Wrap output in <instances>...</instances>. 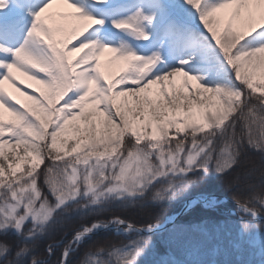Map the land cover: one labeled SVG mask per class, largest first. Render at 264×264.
<instances>
[{"label":"snow or ice","instance_id":"snow-or-ice-1","mask_svg":"<svg viewBox=\"0 0 264 264\" xmlns=\"http://www.w3.org/2000/svg\"><path fill=\"white\" fill-rule=\"evenodd\" d=\"M184 2L199 12L208 34L205 41L210 39L231 68V85L202 86L200 77L183 67L156 75L158 57L86 39L89 29L103 21L84 14L73 0H47L34 14L24 43L11 50L13 62L0 61L5 70L0 74V234L11 230L34 241L58 210L81 196L100 205L109 198L143 197L162 179L206 174L209 166L225 174L245 140L248 147L264 152V44L245 45L250 37L264 39V0H219L203 8L204 0ZM152 19L137 10L113 27L146 41L149 36L140 25ZM0 52L9 49L0 47ZM106 55L110 59L102 64ZM153 86H158L155 99L150 98ZM238 123L243 138L236 135ZM257 127L258 136L253 132ZM225 133H230L228 142L217 154L215 138ZM41 179L53 202L42 191ZM191 183L169 181L155 199L171 200ZM237 199L242 215H258ZM112 223L126 233L136 231L122 219ZM102 227L107 225L93 223L78 231L58 264H69L73 245ZM154 230L153 225L141 229ZM150 240L131 244L121 264H135ZM11 249L0 240V260L6 264H16L7 261ZM47 251L55 255L52 245ZM32 252L24 243L15 255ZM30 264L47 261L33 258Z\"/></svg>","mask_w":264,"mask_h":264},{"label":"trees","instance_id":"trees-1","mask_svg":"<svg viewBox=\"0 0 264 264\" xmlns=\"http://www.w3.org/2000/svg\"><path fill=\"white\" fill-rule=\"evenodd\" d=\"M253 132L258 136L259 128H254ZM229 135L225 133L223 137L215 138L217 154L225 147ZM236 135L241 138L245 136L239 123ZM237 151L236 162L225 174H219L213 166H209L206 174L197 171L185 177L162 179L152 185L143 197L109 198L100 205H91L88 201L90 198L81 196L63 210H58L45 233L34 241H25L11 230L0 234V240L12 245L7 261L30 264L36 258L46 260L47 264H58L63 249L83 227L108 223L113 219H122L141 228L156 226L168 216L178 213L190 198L215 197L216 202L219 199L221 203L219 201L208 207L196 204L162 232L143 235L131 233L124 237L94 233L78 245H73L72 248H75L68 258L69 264H121L124 250L149 236L150 243L140 248L141 254L135 264H253L248 263L246 258V245L238 244V231L246 234L247 229L254 228L257 223L250 217L237 214L234 203L238 204L239 198L245 205L259 211L258 215L264 216V205L260 203L264 200V152L248 147L246 140ZM47 163L49 161L46 160L39 171L42 172ZM180 179L192 181L186 191L177 193L171 200L155 199V193L166 188L169 181L175 184ZM38 183L53 202L47 187L43 186V179ZM24 243L32 247L33 252L27 257H16V251ZM49 245L54 248L55 255L48 253ZM0 264L6 262L0 260Z\"/></svg>","mask_w":264,"mask_h":264},{"label":"rangeland","instance_id":"rangeland-1","mask_svg":"<svg viewBox=\"0 0 264 264\" xmlns=\"http://www.w3.org/2000/svg\"><path fill=\"white\" fill-rule=\"evenodd\" d=\"M118 1L123 0H106L104 4H96L94 0H73L75 4L82 8L84 14L103 21L99 26L94 25L89 29L88 33L85 34L86 39L96 42L98 45L118 48L122 52L131 50L137 56L145 58L158 57L153 67V73L156 75L183 67V70L189 74L200 77L199 82L202 86L226 87L234 83L232 70L224 60L222 53L210 39L207 42L204 39L208 34L200 23L199 12L186 4L184 0H126L128 3L123 10L107 17L105 12H108V7L116 5ZM3 2L4 6L0 8V21L11 20L16 25L12 29V34L8 32L0 34V47L9 49V52H0V61L10 63L14 60L11 50L20 47L24 43L31 28L34 14L39 11L47 0H21L20 3H17V0H3ZM217 2L219 0H204L202 8ZM137 10L144 16L153 17L151 23L148 21L141 22L140 26L143 27L149 36L146 41L138 39L141 45L131 35L113 27L115 22L131 17ZM261 44H264V39L258 37H250L245 41V45L249 48L260 46ZM177 46L178 48L182 46L187 54L180 53L177 56ZM108 59L110 57L107 55L102 58V64L106 63ZM181 61H188V63L182 65ZM4 71L0 69V74ZM21 86L23 87V84ZM177 86H179V80L177 81ZM157 95L158 86H153L150 98L155 99ZM129 103H131L130 98ZM43 165H40L39 170ZM221 201L217 200L219 203ZM217 202L213 199L208 201L206 205L212 206ZM191 204L192 202L187 205L181 215L194 206H191ZM176 214L168 216L166 220H172ZM251 219L258 225H254L255 229L248 228L246 234L238 231V244L246 245L248 263L264 264V221H258L259 219H264V216L257 215L256 218L252 217ZM114 220L116 219L112 221ZM112 221L101 223L106 224L107 227H102L93 232L111 234L112 237H124L131 234V232L126 233L123 227L112 223ZM161 224L154 227L156 228ZM109 228H112V230H109ZM135 228L146 229L147 227ZM135 234L143 235L140 233ZM74 248H72L71 253ZM63 252L64 249L61 259L63 258Z\"/></svg>","mask_w":264,"mask_h":264},{"label":"water","instance_id":"water-1","mask_svg":"<svg viewBox=\"0 0 264 264\" xmlns=\"http://www.w3.org/2000/svg\"><path fill=\"white\" fill-rule=\"evenodd\" d=\"M192 200L200 201V200H198V199H196V198H195V199H190V200H188V201L185 203V205L183 206L182 210H181V211L179 212V214L177 215V217H179V216L183 213V211L186 209L188 203L191 202ZM258 221H264V219H259ZM166 222H168V221L166 220L162 225L156 227L155 230L152 231V232L141 231L140 228H135V227H134V228L136 229L135 232L140 233V234H152V233L161 232V231H163V230L165 229ZM170 223H172V221H170ZM109 230H112V228H109ZM91 234H92V233H90L89 235H91Z\"/></svg>","mask_w":264,"mask_h":264},{"label":"bare ground","instance_id":"bare-ground-1","mask_svg":"<svg viewBox=\"0 0 264 264\" xmlns=\"http://www.w3.org/2000/svg\"><path fill=\"white\" fill-rule=\"evenodd\" d=\"M193 64H196V63H193Z\"/></svg>","mask_w":264,"mask_h":264}]
</instances>
